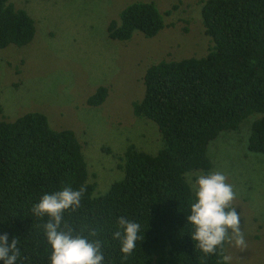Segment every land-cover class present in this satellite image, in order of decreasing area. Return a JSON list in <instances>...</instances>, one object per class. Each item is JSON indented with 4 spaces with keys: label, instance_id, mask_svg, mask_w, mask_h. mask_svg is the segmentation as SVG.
Masks as SVG:
<instances>
[{
    "label": "trees",
    "instance_id": "trees-1",
    "mask_svg": "<svg viewBox=\"0 0 264 264\" xmlns=\"http://www.w3.org/2000/svg\"><path fill=\"white\" fill-rule=\"evenodd\" d=\"M200 16L212 44L200 57L161 60L143 76L144 95L133 113L158 125L162 145L155 154L129 144L119 164L124 176L95 195V182L72 129H54L40 111L13 120L0 118V233L16 236L17 264H50V246L32 206L45 192L65 186L84 189L81 204L64 213L68 227L101 241L105 264H224L225 245L203 253L192 242L186 214L190 189L186 173L212 167L209 144L223 131H235L249 116L247 149L264 154V0H202ZM165 26L153 1H133L112 19L108 35L129 40L134 31L155 36ZM33 18L9 0H0V48L28 44ZM105 86L87 98L104 102ZM142 225L131 254L112 239L116 219ZM144 233V235H143Z\"/></svg>",
    "mask_w": 264,
    "mask_h": 264
},
{
    "label": "rangeland",
    "instance_id": "rangeland-1",
    "mask_svg": "<svg viewBox=\"0 0 264 264\" xmlns=\"http://www.w3.org/2000/svg\"><path fill=\"white\" fill-rule=\"evenodd\" d=\"M33 18L36 31L26 45L0 48V118L28 111L46 114L54 129L75 132L95 182V195L123 178L119 168L129 144L155 154L162 145L158 125L133 113L144 95L143 76L161 60L203 56L213 43L200 16L202 0L153 1L165 26L152 37L134 31L112 39L107 27L138 0H9ZM108 94L100 105L87 98L97 87ZM255 114L235 131H223L208 146L210 171H223L234 186L246 243L225 244L230 264H264V154L247 149ZM204 173L202 170L188 173ZM187 174V173H186Z\"/></svg>",
    "mask_w": 264,
    "mask_h": 264
},
{
    "label": "clouds",
    "instance_id": "clouds-1",
    "mask_svg": "<svg viewBox=\"0 0 264 264\" xmlns=\"http://www.w3.org/2000/svg\"><path fill=\"white\" fill-rule=\"evenodd\" d=\"M186 183L191 193L186 214L191 241L209 255L226 243L243 247L246 240L241 215L232 204L236 192L227 175L218 170L187 173ZM83 194V188L65 186L55 192H45L32 206L34 216L48 217L43 229L50 246V264H105L103 245L93 238L95 233L84 235L68 227L64 220L66 211L80 206ZM141 231V223L119 216L112 239L119 242L123 254L129 255L136 248ZM18 244L16 236L9 239L7 232L0 233V264H17L21 257ZM223 261L230 264L231 257L225 255Z\"/></svg>",
    "mask_w": 264,
    "mask_h": 264
}]
</instances>
